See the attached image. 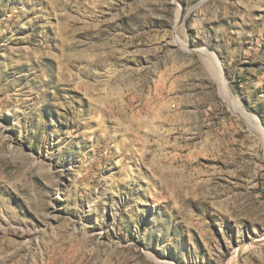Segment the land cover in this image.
Masks as SVG:
<instances>
[{"label":"rangeland","instance_id":"rangeland-1","mask_svg":"<svg viewBox=\"0 0 264 264\" xmlns=\"http://www.w3.org/2000/svg\"><path fill=\"white\" fill-rule=\"evenodd\" d=\"M263 242L264 0H0V264Z\"/></svg>","mask_w":264,"mask_h":264},{"label":"bare ground","instance_id":"bare-ground-1","mask_svg":"<svg viewBox=\"0 0 264 264\" xmlns=\"http://www.w3.org/2000/svg\"><path fill=\"white\" fill-rule=\"evenodd\" d=\"M183 18V16L181 15V13L178 14V21L177 22H180V19ZM180 23H183V22H180ZM181 26V25H180ZM179 27V26H178ZM183 27V26H182ZM181 30V29H180ZM182 31V30H181ZM184 32V30H183ZM214 62V61H213ZM213 69H214V72L216 74V78L218 81H220L221 85L223 86L225 84V79H224V76H223V73H222V69L221 67L219 66L218 63H215L214 62V66H213ZM258 244H261V243H258ZM262 245H264V242L262 243ZM249 246H242L239 248L237 254H236V257L234 259V262L233 264H237L238 262V258L242 255V253L248 248ZM241 258V257H240ZM240 260V259H239Z\"/></svg>","mask_w":264,"mask_h":264}]
</instances>
